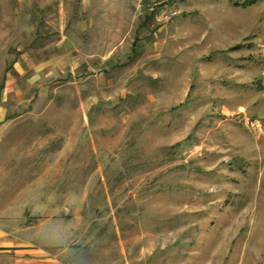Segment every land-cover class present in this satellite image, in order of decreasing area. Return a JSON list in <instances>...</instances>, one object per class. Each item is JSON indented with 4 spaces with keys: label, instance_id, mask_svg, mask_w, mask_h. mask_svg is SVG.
I'll return each instance as SVG.
<instances>
[{
    "label": "rangeland",
    "instance_id": "rangeland-1",
    "mask_svg": "<svg viewBox=\"0 0 264 264\" xmlns=\"http://www.w3.org/2000/svg\"><path fill=\"white\" fill-rule=\"evenodd\" d=\"M8 14L43 50L0 67V208L48 219L71 264H264V0H0ZM77 20L79 46H51Z\"/></svg>",
    "mask_w": 264,
    "mask_h": 264
},
{
    "label": "crops",
    "instance_id": "crops-1",
    "mask_svg": "<svg viewBox=\"0 0 264 264\" xmlns=\"http://www.w3.org/2000/svg\"><path fill=\"white\" fill-rule=\"evenodd\" d=\"M11 18L10 14H8L7 18H5L7 23L0 22V67L2 68L5 67L6 60L10 58V56H8V50L12 46L15 47V49L21 47L24 49L23 53H27L28 51L33 52V50L40 52L43 50L41 48V43H35L38 36L41 35H36L33 25L31 23L26 24L23 29L26 30L24 31V35L21 33L16 34L9 29V21ZM45 23L48 24L49 27L53 26L47 21H45ZM84 31L85 27L83 26V22L77 20L73 26L72 39L62 34L60 39L54 43L55 45L51 46H55L56 49L61 48V50H64L62 44L68 43L72 46V49L75 50L77 46H79L80 39L82 40ZM21 55L25 56L23 54ZM18 61L19 60H15L12 64L14 70H17ZM29 61V65L36 69L48 68V66H51L48 60H34L33 62L32 58H29ZM2 83L0 84L1 97L6 92L10 91L8 85L11 84V80H4V90L1 89ZM1 99H3V97ZM9 115L12 114H8L6 109L0 106V147L3 146L1 136L6 130L3 120ZM40 207L41 205L39 208ZM31 215V208L26 205L13 204L12 206L8 205L0 208V264H71L62 257L61 252L55 251V249L52 248V244L47 242V237H45L44 234L48 219L40 220L39 222L36 220L33 222Z\"/></svg>",
    "mask_w": 264,
    "mask_h": 264
}]
</instances>
